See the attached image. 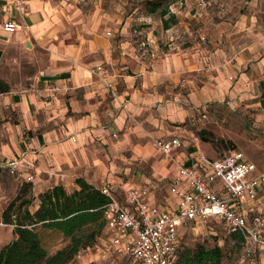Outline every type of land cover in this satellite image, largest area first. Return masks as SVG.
I'll use <instances>...</instances> for the list:
<instances>
[{
  "label": "crops",
  "instance_id": "1",
  "mask_svg": "<svg viewBox=\"0 0 264 264\" xmlns=\"http://www.w3.org/2000/svg\"><path fill=\"white\" fill-rule=\"evenodd\" d=\"M23 7L0 0V249L14 239L2 211L22 186L33 208L38 194L55 185L70 190L83 178L120 201L129 189H146L147 203L174 212L177 168L154 139L177 137L173 153L188 164L199 152L218 158L211 144L219 132L203 128L208 117L222 125L251 114L264 134V35L248 31L250 42L212 59L186 49L155 59L127 37L116 41L129 31L121 13L83 14L55 0ZM7 20L19 29L5 31ZM260 159L256 174L264 172V153ZM262 200L263 187L242 212H264Z\"/></svg>",
  "mask_w": 264,
  "mask_h": 264
},
{
  "label": "rangeland",
  "instance_id": "2",
  "mask_svg": "<svg viewBox=\"0 0 264 264\" xmlns=\"http://www.w3.org/2000/svg\"><path fill=\"white\" fill-rule=\"evenodd\" d=\"M55 1L75 5L83 14L121 13L128 21L129 31L125 35H116V41L127 37L132 46L137 49L139 47L138 51L150 56L149 52L153 50L154 57L151 58L155 59L166 52L183 49L202 51L212 59L216 50L232 54L250 42L248 31L253 32L255 38L264 35V0H163L161 9L168 10L163 17L168 21L167 29L163 27L160 9L150 13L145 4L147 0ZM249 115L237 114L231 119L228 118L222 125L220 122L216 124L214 118L208 117L204 120L203 128L207 132L211 129L219 132L214 133L216 141L210 143L215 157L236 150L261 168L259 163L264 153V134L259 128L258 132L254 131V117ZM206 138H209L208 134ZM39 233L42 244L50 255L66 244L58 233ZM108 238L104 228L96 243L82 251L69 264H139L125 255L106 253ZM198 244L220 247L223 252L222 264H234L241 251L240 238L227 236L219 221L186 222L182 225L179 230L180 248L192 249ZM263 263L264 258L255 262Z\"/></svg>",
  "mask_w": 264,
  "mask_h": 264
},
{
  "label": "built area",
  "instance_id": "3",
  "mask_svg": "<svg viewBox=\"0 0 264 264\" xmlns=\"http://www.w3.org/2000/svg\"><path fill=\"white\" fill-rule=\"evenodd\" d=\"M12 1L18 10L24 9L25 0ZM19 27L14 20L3 23L5 31L13 32ZM149 54L154 57L153 50ZM154 144L176 165L177 175L170 192L178 199L177 208L170 212L147 203L143 198L146 189H129L125 201H120L107 186L100 187L110 198L105 209V230L109 233L105 252L125 255L139 264H173L183 224L219 221L228 233L241 240V251L234 264H255L264 258V212H242L241 207L244 201L258 199L259 188H264V172L256 174L255 164L245 160L240 151H229L216 159L199 152L187 164L173 153L181 147L177 137L157 138ZM15 166L16 161L8 164L11 173ZM201 166L209 174L202 173ZM30 180L31 176L24 178Z\"/></svg>",
  "mask_w": 264,
  "mask_h": 264
},
{
  "label": "trees",
  "instance_id": "4",
  "mask_svg": "<svg viewBox=\"0 0 264 264\" xmlns=\"http://www.w3.org/2000/svg\"><path fill=\"white\" fill-rule=\"evenodd\" d=\"M162 1L147 0L145 4L150 13L160 9L163 27L167 29L168 21L163 17L168 10L161 9ZM29 191V186H22L2 211V222L13 226L14 239L0 249V264H69L96 243L105 228V209L110 201L100 188L77 178L70 190L55 185L38 194L36 208ZM222 230L227 236L238 237L228 233L223 225ZM40 231L58 233L66 244L50 255L42 244ZM222 260L220 247L198 244L182 250L178 245L173 264H222Z\"/></svg>",
  "mask_w": 264,
  "mask_h": 264
}]
</instances>
